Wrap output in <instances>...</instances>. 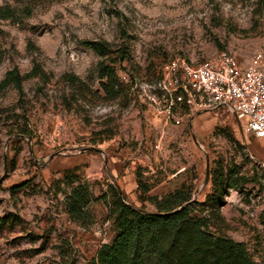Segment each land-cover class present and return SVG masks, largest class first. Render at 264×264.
I'll list each match as a JSON object with an SVG mask.
<instances>
[{"label": "rangeland", "instance_id": "obj_1", "mask_svg": "<svg viewBox=\"0 0 264 264\" xmlns=\"http://www.w3.org/2000/svg\"><path fill=\"white\" fill-rule=\"evenodd\" d=\"M222 52L264 56V0H0V83L18 69L24 88H0V264H96L117 234L110 186L145 212L184 191L264 264V139L223 109L169 116L152 87L163 65ZM79 183L92 202L76 219Z\"/></svg>", "mask_w": 264, "mask_h": 264}, {"label": "trees", "instance_id": "obj_2", "mask_svg": "<svg viewBox=\"0 0 264 264\" xmlns=\"http://www.w3.org/2000/svg\"><path fill=\"white\" fill-rule=\"evenodd\" d=\"M89 45L106 55L107 44ZM128 57L123 50L122 61ZM38 74L39 70L34 69L29 77ZM100 79L107 81L102 84L105 91L116 89L118 79L113 66L102 63ZM11 84L22 97L23 78L18 69L6 74L0 88ZM109 188L114 196L109 207L117 234L112 244L100 249L96 264H258L244 243L216 235L206 218H197L184 191L159 202L157 212H145L126 203L117 188ZM69 200V212L76 219L84 215L83 210L92 202L89 189L82 183L73 189Z\"/></svg>", "mask_w": 264, "mask_h": 264}, {"label": "built area", "instance_id": "obj_3", "mask_svg": "<svg viewBox=\"0 0 264 264\" xmlns=\"http://www.w3.org/2000/svg\"><path fill=\"white\" fill-rule=\"evenodd\" d=\"M152 87L166 101L169 116L175 109H223L241 124L245 133L264 139L262 54L246 65L228 52L200 64L178 58L160 68ZM181 121L175 119L177 124Z\"/></svg>", "mask_w": 264, "mask_h": 264}, {"label": "water", "instance_id": "obj_4", "mask_svg": "<svg viewBox=\"0 0 264 264\" xmlns=\"http://www.w3.org/2000/svg\"><path fill=\"white\" fill-rule=\"evenodd\" d=\"M238 125L242 128V126H241V124L240 123H238ZM243 129V128H242Z\"/></svg>", "mask_w": 264, "mask_h": 264}]
</instances>
